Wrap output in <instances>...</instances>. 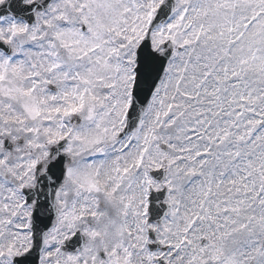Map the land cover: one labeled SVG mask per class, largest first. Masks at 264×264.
Here are the masks:
<instances>
[{
    "label": "snow or ice",
    "instance_id": "obj_1",
    "mask_svg": "<svg viewBox=\"0 0 264 264\" xmlns=\"http://www.w3.org/2000/svg\"><path fill=\"white\" fill-rule=\"evenodd\" d=\"M0 264H264V0H0Z\"/></svg>",
    "mask_w": 264,
    "mask_h": 264
}]
</instances>
